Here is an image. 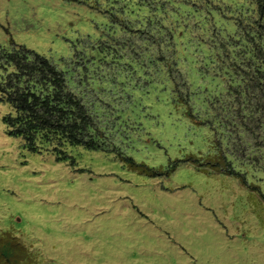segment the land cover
Returning a JSON list of instances; mask_svg holds the SVG:
<instances>
[{"label": "rangeland", "instance_id": "rangeland-1", "mask_svg": "<svg viewBox=\"0 0 264 264\" xmlns=\"http://www.w3.org/2000/svg\"><path fill=\"white\" fill-rule=\"evenodd\" d=\"M260 7L0 0V239L33 264H264V116L215 115L223 81L240 82L216 67L223 44L243 42ZM20 49L64 73L106 132L101 149H31L10 133L6 54Z\"/></svg>", "mask_w": 264, "mask_h": 264}, {"label": "trees", "instance_id": "trees-1", "mask_svg": "<svg viewBox=\"0 0 264 264\" xmlns=\"http://www.w3.org/2000/svg\"><path fill=\"white\" fill-rule=\"evenodd\" d=\"M261 7L256 20L244 28H239L240 38L244 41L239 43L229 37L232 41L223 44L224 60L216 63L219 70L222 64L227 71V68L231 69L230 72L233 71L232 80H240L236 87L230 81L222 80L226 91L225 94L222 93L223 99L221 97L223 104L217 107L224 106L225 110L223 108L222 112L217 111L215 115L223 121L226 116L239 119L238 114L242 118L255 114L259 123L264 116V9ZM134 46L133 43L128 45V51H124L121 56H125L126 52L136 53ZM228 46L232 48V54L236 52L235 57H231L230 51L226 49ZM153 55L152 52L148 54ZM237 55L239 58H236ZM6 57L13 68L8 80L10 90L6 94L14 110V114L6 119L11 128L10 133L21 136L31 149H35L36 142L53 146V150L59 152L65 144L81 145L88 149L102 148L101 144L108 138L106 132L97 128L96 117L90 113L82 99L67 88L61 70L39 55L29 61L23 49L17 54L7 53ZM141 58L142 56L133 60L139 62ZM140 67L144 70L142 65ZM253 80H257V83L254 86L249 85ZM252 87L258 90L259 95H252ZM218 97L211 94L210 99L214 103L218 102ZM252 98H255L256 103H249ZM235 103L237 105L234 106ZM232 110L236 111L235 114ZM120 159L124 160V157L120 155ZM6 238L3 241L0 239V258L11 264L34 263L35 255L30 249L15 244L12 246V236Z\"/></svg>", "mask_w": 264, "mask_h": 264}]
</instances>
